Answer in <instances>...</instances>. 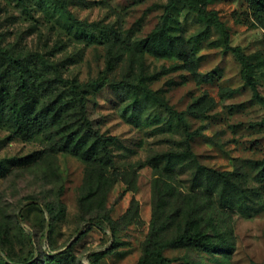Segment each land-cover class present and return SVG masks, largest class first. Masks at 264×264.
<instances>
[{"label":"rangeland","instance_id":"1","mask_svg":"<svg viewBox=\"0 0 264 264\" xmlns=\"http://www.w3.org/2000/svg\"><path fill=\"white\" fill-rule=\"evenodd\" d=\"M63 1L70 14L49 0H0V47L35 69L40 58L56 67L39 77L38 83L52 80L40 108L71 101L68 83L89 91L88 117L115 139L111 163L101 183L80 157L57 150L62 136L79 130L77 108L29 140L0 125V164L7 167L0 175V264H50L45 256L60 264H140L188 222L193 167L166 171L165 161L155 160L183 151L188 135L201 165L235 173L247 192L242 211L223 209L218 195H198L203 230L218 239L215 228L232 250L168 248L148 264H264V179L257 165L264 161V100L254 96L230 50L252 58L264 99V28L249 0H208L227 38L177 3L170 29L186 55L173 58L138 48L163 23L170 0Z\"/></svg>","mask_w":264,"mask_h":264},{"label":"trees","instance_id":"2","mask_svg":"<svg viewBox=\"0 0 264 264\" xmlns=\"http://www.w3.org/2000/svg\"><path fill=\"white\" fill-rule=\"evenodd\" d=\"M53 5L62 11L68 13L66 3L63 0H49ZM177 3L187 6L192 12L196 13L200 19L216 29L220 30L227 38L224 24L218 18L215 11H209L208 0H170L167 8V14L162 24L154 30L145 40L138 44L142 51L150 53L161 58H173L180 55H186L185 49L178 42V38L173 36L170 29V11ZM250 10L254 20L264 28V0H249ZM70 14V13H68ZM233 54L237 57L243 67L246 84L253 90L254 96L264 100L258 90L257 81L254 77L256 65L252 63V58L244 54L239 47H230ZM39 69H35L25 59L9 54L0 47V125L7 124L14 130L17 136L29 140L41 132L45 127H53L60 124L66 118L68 108H77L75 118L80 122L79 130L64 135L56 143L57 150L67 152L74 156L80 157L88 164V171H95L98 175V182L103 181V171L111 163L109 146L115 141L114 138H106L97 130L94 120L88 117L85 102V95L88 90H81L80 85L70 84L71 101H51L43 107H39L41 96H45L52 80L43 79L38 83L40 75H46L53 69V65L44 59H37ZM115 63L113 60L108 61V71H113ZM54 82L64 83L60 78ZM49 85L43 87L42 84ZM97 81L90 84L89 87H95ZM137 103L134 104L131 118H135ZM127 117V110L123 112ZM181 122L182 119L179 118ZM82 131V132H81ZM192 135H188L185 142V149L181 152H170L156 157V161H165L166 171H174L177 166L191 165L194 169L192 180V193L195 197L190 201L186 211L188 222L185 229L178 236L161 245L157 251L148 252L141 260L140 264H148L151 259H161L162 251L168 248H185L192 247L208 254L229 253L232 250V244L227 239H222L220 233L215 239L203 230L200 224L199 216L201 214L200 201L198 195H205L211 198L219 196V205L223 209L243 210L245 199L247 198L246 190L240 182L234 180L237 175L233 172H219L201 165L197 157L193 154L191 148ZM261 167L260 175L264 179V161L258 162ZM7 170L4 163L0 164V175ZM240 202V205H238ZM46 262L50 264H60L57 256H45ZM162 260V259H161ZM5 264H40V262H23Z\"/></svg>","mask_w":264,"mask_h":264}]
</instances>
